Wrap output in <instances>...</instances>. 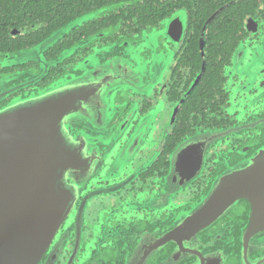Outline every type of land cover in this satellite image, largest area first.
Listing matches in <instances>:
<instances>
[{
	"label": "flooded vegetation",
	"instance_id": "flooded-vegetation-1",
	"mask_svg": "<svg viewBox=\"0 0 264 264\" xmlns=\"http://www.w3.org/2000/svg\"><path fill=\"white\" fill-rule=\"evenodd\" d=\"M13 1L0 0V107L154 32L171 55L160 82L138 71L108 117L75 124L98 134L97 163L37 264H264V176L221 173L264 147V0H110L30 60Z\"/></svg>",
	"mask_w": 264,
	"mask_h": 264
},
{
	"label": "water",
	"instance_id": "water-1",
	"mask_svg": "<svg viewBox=\"0 0 264 264\" xmlns=\"http://www.w3.org/2000/svg\"><path fill=\"white\" fill-rule=\"evenodd\" d=\"M86 20L82 17L73 25ZM55 35L20 52V57L34 59L35 51L43 52L61 38ZM134 45L126 43L120 54L103 50L102 57L97 55L100 63L96 66L89 64L90 55L80 64L81 73L65 74L38 92L0 107V264H37L51 246L75 205L82 181L78 176L88 174L97 163L89 144L98 134L75 124L108 117L105 113L113 105L111 95L132 86L134 73L139 77L128 55ZM107 52L110 56L104 57ZM130 69L127 78L123 72ZM11 92L4 91L0 103ZM197 140L192 138L184 147ZM172 170L174 174L177 166ZM221 173L237 175L240 182L257 183L252 178L264 176V147L248 165ZM249 188L261 195L258 187ZM254 206L257 212V204Z\"/></svg>",
	"mask_w": 264,
	"mask_h": 264
},
{
	"label": "trees",
	"instance_id": "trees-1",
	"mask_svg": "<svg viewBox=\"0 0 264 264\" xmlns=\"http://www.w3.org/2000/svg\"><path fill=\"white\" fill-rule=\"evenodd\" d=\"M108 1L110 0H14L12 3L15 9L20 11V27L28 29V33L20 35V52L34 49L53 36L52 32L57 27L64 26L77 15L90 10L93 12L92 9H97L103 2ZM51 9L55 17L48 15ZM43 22H46V27L43 26ZM61 58H64V52Z\"/></svg>",
	"mask_w": 264,
	"mask_h": 264
},
{
	"label": "rangeland",
	"instance_id": "rangeland-1",
	"mask_svg": "<svg viewBox=\"0 0 264 264\" xmlns=\"http://www.w3.org/2000/svg\"><path fill=\"white\" fill-rule=\"evenodd\" d=\"M147 40L145 43L140 45L130 46L128 49L129 58L133 60V65L135 70L138 69L140 73H145L146 75L150 76L149 79L155 78L160 82L163 79V75L167 69V66L170 63L171 55H167L162 49L163 39L160 36L159 32H154L152 34H148ZM164 38V36H163ZM98 53L94 52L92 56L89 58V64L91 66H96L100 63L99 58L97 57ZM86 68V67H85ZM82 68V70H86ZM157 82V83H158ZM152 86L148 88L151 90ZM122 91L114 92L110 97V102L115 104L119 101V95L123 96L122 92H125L123 88ZM126 93V92H125ZM117 157L118 154L116 152L113 156ZM119 156V155H118ZM118 162V163H117ZM117 166L125 165L123 161L116 160Z\"/></svg>",
	"mask_w": 264,
	"mask_h": 264
}]
</instances>
